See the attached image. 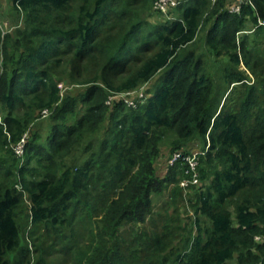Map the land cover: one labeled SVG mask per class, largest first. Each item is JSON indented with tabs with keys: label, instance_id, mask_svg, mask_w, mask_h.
Segmentation results:
<instances>
[{
	"label": "trees",
	"instance_id": "obj_1",
	"mask_svg": "<svg viewBox=\"0 0 264 264\" xmlns=\"http://www.w3.org/2000/svg\"><path fill=\"white\" fill-rule=\"evenodd\" d=\"M11 1L23 22L0 31V264H34L26 208L68 264H264V0L240 13L185 0L157 23L156 0ZM154 80L145 100L117 98ZM167 131L168 159L209 148L201 186L190 183L194 214L184 224L175 208L148 231L154 195L183 197L192 177L182 160L160 174Z\"/></svg>",
	"mask_w": 264,
	"mask_h": 264
},
{
	"label": "rangeland",
	"instance_id": "obj_2",
	"mask_svg": "<svg viewBox=\"0 0 264 264\" xmlns=\"http://www.w3.org/2000/svg\"><path fill=\"white\" fill-rule=\"evenodd\" d=\"M213 2L217 0H212ZM240 0H229L230 6L237 4ZM154 13L150 14V21L155 23L167 20L170 16L159 12L158 10L153 8ZM172 17V16H171ZM22 16L18 15L16 10L12 8V1L11 0H0V31L2 32V36L4 37L8 33H13L16 30L18 25H22ZM255 28V27H254ZM253 27H247L246 30L242 31L240 35L246 33L251 34L254 32ZM264 39V37H263ZM259 39L256 51L259 55L264 56V40ZM2 52V44H0V71L3 70L2 62L3 57L1 56ZM242 68H246L244 64H242ZM247 69V68H246ZM154 82L146 83L140 86L137 89L129 91L128 93L119 95L117 98L125 100L126 102L130 103L134 101L136 103L139 99L145 100L148 96L147 93L152 90L154 87ZM77 86L80 85H65L64 83L61 84L62 93H66L68 90H73ZM81 89V87H78ZM2 112V110H1ZM46 119V118H45ZM44 120V119H41ZM40 120V121H41ZM175 134L173 132L167 131L164 135L162 144H161V155L157 163V167L160 169V174L163 176L166 171V161L168 156L171 154V145L174 139ZM196 185L201 186L202 181L199 180L198 183H194ZM180 187H183L181 183H179ZM189 184L187 187H184V195L183 197H177L170 191H166L161 196L154 195V206H153V213L149 216L146 224L142 226V228L151 231L156 227L162 228L164 222L162 217H169L175 216L176 211L175 208H179L181 211V219L187 222L189 219L188 217H184L187 214H194L193 208H191V202L188 201L189 195L192 196L194 194V190L190 187ZM195 187V186H194ZM197 187V188H198ZM183 198V199H182ZM27 202V201H26ZM28 204V202H27ZM26 204V207H27ZM187 213H186V212ZM29 214V209H25V216L26 219L24 221L22 227V238L25 242L32 247V263L34 264H68V256L66 255V251L63 249V244L60 243V239L58 235L52 234L51 230L48 229L44 224H37L33 225L29 222L27 215ZM183 214V215H182ZM181 221V220H180ZM133 225L128 224L122 228L121 233L122 235L131 238L130 235V228ZM135 227V226H133ZM133 234L138 231V228L135 227L134 230H131ZM182 235L183 233L180 230H177L175 234L172 235V239H174L172 245L175 246V250L179 249L178 247L182 244ZM181 239V240H180ZM180 240V242L178 241ZM171 245V246H172ZM170 246V248H171Z\"/></svg>",
	"mask_w": 264,
	"mask_h": 264
},
{
	"label": "built area",
	"instance_id": "obj_3",
	"mask_svg": "<svg viewBox=\"0 0 264 264\" xmlns=\"http://www.w3.org/2000/svg\"><path fill=\"white\" fill-rule=\"evenodd\" d=\"M185 0H156L154 7L156 10H158L159 12L166 14L168 16H170L169 18H171V10H173L174 8L178 7L182 2H184ZM246 3H252V0H240L237 4L230 6L229 9L230 11L234 12V13H240L242 10V6L243 4ZM258 26H264V20L260 19L258 22ZM130 104H135L134 101L130 102ZM43 115L44 116H48L51 111L49 109H44L43 110ZM0 123L4 124V115L0 110ZM29 134L26 133L23 138L13 146V149L15 151V153L20 156L23 157L25 155V150H26V143H27V138H28ZM209 148V143L206 146L205 150L202 149H194L192 150V152L190 153H184L183 151H175L172 153V155L170 156V158L168 159V165H174L177 161H184L187 162L190 166L189 169H187V173L192 172V177L191 179H183L181 181V184L183 187H187L190 183L194 184V183H198L199 182V174H198V164H199V156L201 154H205L206 150Z\"/></svg>",
	"mask_w": 264,
	"mask_h": 264
}]
</instances>
